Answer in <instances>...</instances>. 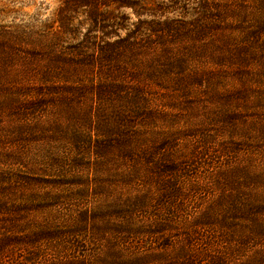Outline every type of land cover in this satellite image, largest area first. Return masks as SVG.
<instances>
[{"label": "rangeland", "instance_id": "374dc122", "mask_svg": "<svg viewBox=\"0 0 264 264\" xmlns=\"http://www.w3.org/2000/svg\"><path fill=\"white\" fill-rule=\"evenodd\" d=\"M0 264H264V0H0Z\"/></svg>", "mask_w": 264, "mask_h": 264}]
</instances>
